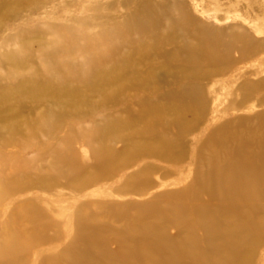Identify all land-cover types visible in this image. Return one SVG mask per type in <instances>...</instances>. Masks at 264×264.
<instances>
[{
	"label": "bare ground",
	"instance_id": "6f19581e",
	"mask_svg": "<svg viewBox=\"0 0 264 264\" xmlns=\"http://www.w3.org/2000/svg\"><path fill=\"white\" fill-rule=\"evenodd\" d=\"M9 1L0 0V8L8 7L6 3ZM122 5L130 7L124 15L123 25L118 24V17H108L115 31L120 33L119 36L103 32L95 42L87 37L91 51L86 53V58L100 70H86L84 65L74 64L72 68L76 75L68 76V68L65 67L72 65V48L69 46L64 51L59 47L57 52L64 53L66 65L51 53H47L46 64L62 77L60 84H54L53 79L47 77L46 84L37 85L36 79L25 73L29 72L27 60L18 58L16 63L10 64L13 71L10 79L14 83L0 85L2 150L21 143L16 135L22 133L24 128L28 129L29 136L37 138L41 135L52 136L62 127L63 118L66 117L64 113L53 114L50 111L41 119L37 118V123L31 121L23 113L28 100H51L66 111L77 113L81 107L93 106L90 103L92 100L88 98L91 96H101L103 103H115L133 92L136 94L130 97L131 100L139 95L137 114L127 107L125 114L128 120L109 123L103 130L93 134V148L89 147L96 163V174L81 168L80 161L70 155L72 144L81 140L79 135H69L62 141L66 150L57 147L40 149V154L43 157L51 156L55 169L62 170L63 176L70 179L76 188L83 189L87 184L99 182L105 175L112 176L121 168L154 156L178 165L186 139L195 132V125L206 117L210 105L206 96L207 85L213 82V78L224 77L227 72L236 70L240 65H248L256 57L253 39L245 40L243 35L231 34L227 29H216L197 20L181 2L127 0ZM173 11H178L179 16H173ZM165 19L169 21L167 25L163 22ZM57 46L56 43L55 48ZM124 51L129 54V60L119 57ZM235 52L240 55L238 60L232 57ZM157 61H160L158 70L154 68ZM111 74L113 79L110 78ZM253 75L259 76V72ZM260 86L261 82L253 80L240 85L242 101L233 100L229 109L238 114L223 127L216 128L196 153L198 180L194 186L166 196L165 199L173 202L170 210L145 206L142 207L144 221L140 226L132 220L128 222L129 238L122 240L119 258L115 259L118 264H160L155 258L165 255L173 260L232 258L235 264L253 262L252 247L261 244L264 232V217L259 223L251 222V218L257 214L264 215V131L260 135L256 134L254 124L247 122L250 120L249 115L244 111L253 113L247 103ZM11 101L15 105L13 109L8 107ZM6 112L13 113L14 118L8 121L11 115L7 117ZM253 120L263 122L264 113L254 116ZM7 133L12 138H6ZM117 141L124 145L119 151L110 146ZM95 144L98 145L97 149L94 148ZM50 152L52 155H49ZM205 162L209 165L202 167ZM23 178L25 174H21L17 180L5 178V182L9 181V188L3 189L0 184V205L19 192ZM139 178L134 175L129 181L135 182ZM55 185V180H49L43 186L49 189ZM201 193L208 194L216 207L198 205ZM25 214L23 208H17L11 220L5 224L6 237L0 243V256H4L1 254L4 249H10L13 255L21 257L18 264H27L28 259L24 255L35 249L38 252L35 263L50 264L43 260L48 253L40 251L43 250L41 246L37 247L39 233L49 225L35 220L32 223L33 231H27L23 229L24 219H28ZM150 217L155 222L146 221L145 218ZM91 220L94 219L85 211L75 215L68 239L73 241V235L77 234L85 249L72 242L64 258L68 257L76 263L81 260L86 262V259L98 254L93 248L103 247L106 243L108 239L104 240L97 229H92ZM166 223L173 224L185 234L182 244L185 250L178 248L180 245L176 247L164 240ZM50 226L58 231L61 225ZM197 230L203 231L205 235L206 247L203 250L199 249L201 243L197 240ZM239 235L242 243L238 241ZM101 257L107 258V254ZM0 264H5V258Z\"/></svg>",
	"mask_w": 264,
	"mask_h": 264
},
{
	"label": "rangeland",
	"instance_id": "374dc122",
	"mask_svg": "<svg viewBox=\"0 0 264 264\" xmlns=\"http://www.w3.org/2000/svg\"><path fill=\"white\" fill-rule=\"evenodd\" d=\"M123 1L127 0H10L7 2L8 7L0 8V85L13 82L10 79L13 75L10 64L16 63L18 58L27 60L29 72L25 73L29 74L28 77L35 78L37 85L45 83L47 77H51L54 84H60L62 77L46 64L48 62L47 53L53 54L55 58L58 57L65 64L64 53L57 52L59 47H62L64 51L68 50L69 46L72 48L71 52L74 56L71 60L72 65L65 67L68 68V76L76 75L72 68L74 64H82L86 70L91 68L100 70L86 58V53L91 51L88 44L90 40L87 37L95 42L96 38H99L97 36L103 32L112 33L111 35L115 37L119 36L120 33L115 31L116 28L109 22L108 17L114 15L118 17V24H124V15L129 12L130 7H123ZM156 1L163 2V0ZM172 1L185 4L197 20L207 25L216 29H227L231 34L243 35L248 41L253 39L256 43L255 59L246 66L240 65L236 67V70L227 72L224 77L213 78V82L207 85L206 96L210 105L206 117L200 124L195 125V132L186 139L178 165L167 163L160 157L154 156L127 168H121L117 173H111L112 176L105 175L104 178H100L99 182L87 184L83 186V189L74 187L71 180L63 176L62 170L55 169L51 156L43 157L40 149L48 150L57 147L66 150L62 141L69 135H79L81 140H76L72 144L70 155H74L76 160L80 161L81 168L96 174V163L89 147L93 148L91 144L93 134L103 130L109 123L128 120L125 114L127 107L137 114L139 107L136 103L139 95L137 94L131 100L130 97L136 94L133 92L115 103H103L101 96H91L88 98L92 100L90 103H93V106L81 107L77 113L66 111L60 104L51 100L44 99L41 102L28 100L23 113L33 122L38 121L50 111L53 114L64 113L66 117L63 118L62 127L52 136L41 135L35 138L29 136L28 129L24 128L21 130L22 133L16 135L21 143L11 145L7 150H2L0 147V184L3 189L9 188L7 185L9 181L5 182V178L17 180L21 174H25L19 192L1 202L0 243L6 237L5 224L11 220L17 208H23L28 218L24 219L23 229L33 231L32 223L35 220L49 225L39 233L40 242L38 246L36 245L43 248L40 251L48 253L44 255L45 262L50 264H118L116 260L119 258L122 240L129 238L128 222L132 220L140 226L144 221L141 216L142 207L150 205L170 210L173 202L165 197L194 186L198 180L195 166L196 153L202 149L203 143L213 135L216 128L223 127L229 119L238 114L229 109L233 100L242 101L239 87L244 81L261 82L259 91L256 90L255 96L247 103L253 113L249 114L248 110L244 112L249 115L250 120L247 122L254 124L256 134L260 135L264 131V121L253 120L254 116L264 113V0ZM172 15L178 17L179 12L173 11ZM163 22L167 25L169 21L165 19ZM56 43L58 46L55 48ZM122 56L130 59L127 51L122 52L119 57ZM232 57L238 60L240 55L235 52L232 53ZM159 63L160 61H157L154 64L156 70H158ZM258 72L259 76L253 75ZM112 75H110L111 79H113ZM8 107L13 109L15 105L11 101ZM6 115L7 117L11 115L7 118L8 121L14 118L11 112L8 114L6 112ZM5 137L12 138L8 133ZM110 146L119 151L124 145L117 141L111 143ZM97 147L98 145L95 144L94 148L97 149ZM49 155H52L51 152ZM4 164L7 165L4 167ZM207 164L203 163L202 167ZM134 175L140 178L135 182H130L129 179ZM49 180H55L56 185L46 189L43 185ZM198 205L209 207L214 203L211 202L208 194L201 193ZM80 211H85L88 216H91L94 219L90 222L92 229H97L98 233L103 235L104 240L108 239L103 247L93 248L98 254L86 259L87 263L84 262L85 260H81L82 263L80 261L76 263L68 257L64 258L72 242H76L78 247L85 249V245L77 234L73 235V241L68 239L69 232L72 230V221ZM263 217V214H257L251 218V222L259 223ZM145 219L155 222L151 217ZM55 224L61 225L58 231L50 226H55ZM165 227L164 240L176 247L180 245L178 248L185 250L186 247L182 245L185 234L173 224L166 223ZM196 236L198 243H201L198 244L199 249L203 250L206 247L204 232L197 230ZM241 240L242 237L238 238L240 243H242ZM260 243L252 247L255 254H252L251 264H264V232ZM37 253L34 249L24 255L28 259L26 263L37 262ZM1 254L4 255L0 257L1 260L5 258V264H18L22 260L20 256L13 255L10 249H4ZM104 254H107V258L101 257ZM231 259L173 260L167 255L163 258H155L160 264H235Z\"/></svg>",
	"mask_w": 264,
	"mask_h": 264
}]
</instances>
